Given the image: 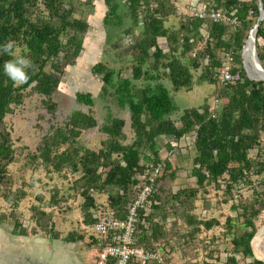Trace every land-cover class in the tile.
Masks as SVG:
<instances>
[{
  "label": "trees",
  "instance_id": "trees-1",
  "mask_svg": "<svg viewBox=\"0 0 264 264\" xmlns=\"http://www.w3.org/2000/svg\"><path fill=\"white\" fill-rule=\"evenodd\" d=\"M200 1L226 14L234 11L237 23L232 26L208 20V39L203 49L193 55L201 39L202 20L180 15L178 26L166 25L168 18L176 14L174 5L167 0H103L107 9L103 16L106 28H121L125 17L130 19V25L123 28V32L132 38V43L124 47L121 55L130 58L132 76L119 78L120 70L103 62L93 64L91 69L101 78V93L111 95L119 110L128 111L132 138L125 143L126 120L122 116L107 114L98 126L90 111L74 110L62 122L47 125L41 144L31 156L33 162L38 161L47 171L70 167L80 173L74 188L79 189L83 198L84 220L95 207L94 194H104L113 215L124 217L139 183L137 176L144 173V163L149 160L147 153L153 155L155 161L159 159L157 139L160 136L178 141L192 131L195 133L191 175L198 188L219 187L222 181L226 193L230 194L237 184L249 178L254 168V176L264 171V83L249 79L241 67L243 45L258 16V5L255 0ZM262 2L264 6V0ZM91 3L92 0H0V44L14 42V54L27 56L33 65L28 70V82L17 86L3 72L4 63L12 59V55L0 54V189L7 167L16 155L5 118L28 95L38 96L46 112L54 116L57 103L53 96L66 66L74 64L80 55L89 29L85 17L75 16L77 7L83 15L81 5ZM121 6L126 8L127 14L121 12ZM135 28H139L138 34H134ZM160 39H164L163 44L159 43ZM258 39H264V18L256 32L257 54L264 68V47L258 44ZM222 52L231 53L240 65L233 70L238 73V79L232 85L220 86L217 81ZM165 79L170 80L173 91L190 90L205 81L216 84L218 102L225 100L213 112L208 103L183 109L177 115L179 124H176L173 119L176 107ZM75 99L88 107L94 104L90 93L77 92ZM96 126L106 135L102 146L97 150L77 147L81 133ZM252 149L256 151L254 159L249 156ZM175 175L173 164L165 161L153 195L155 212L148 219L153 220L155 213L161 211L159 216L166 219L167 212L163 208L168 202L161 201L160 192L164 191L160 183L174 179ZM195 189H181L172 198L183 203V198L196 195ZM25 196L24 187L1 194L14 209ZM231 207L236 210V216H226L222 234L230 236L233 254L222 261L216 257L215 263L202 264H264L253 258L251 245L257 231L256 221L264 210V189H256L247 200ZM33 211L34 219L50 218L37 208ZM187 222L195 224L193 232H199L200 225L208 230L219 224L215 219L197 222L189 215ZM49 225L50 220L45 226ZM162 228L158 221L153 222L151 234L141 236L138 243L147 248L156 247L152 241Z\"/></svg>",
  "mask_w": 264,
  "mask_h": 264
},
{
  "label": "rangeland",
  "instance_id": "rangeland-1",
  "mask_svg": "<svg viewBox=\"0 0 264 264\" xmlns=\"http://www.w3.org/2000/svg\"><path fill=\"white\" fill-rule=\"evenodd\" d=\"M95 1L98 0H92L91 4L81 5L83 15L80 13L81 8L77 7L75 16L85 17L89 29L84 36L83 49L80 55L76 58L74 64L66 66L58 90L53 96L54 101L57 103L54 116H50L46 112L38 96L28 95L23 103L14 107L13 112L5 118L4 124H6L7 130L10 131L16 155L14 161L7 167V174L0 189V222H2L3 227H6V222L14 221L23 222L24 228L28 231L45 228V224L47 225L49 220L52 221L54 212L53 209H48L49 206L43 204V201L40 202V196L47 198L52 190H59L64 193L68 190H76L74 182L79 177V172L72 171L70 167H66L61 171H47L45 167L38 164V161L35 163L31 159V156L36 152V147L41 144L43 133L48 130L47 125L53 122H62L74 110L90 111L97 119L98 126L102 124L107 114L118 115L126 120L123 128L126 136L125 143L130 142L132 138L128 111L119 110L111 95L101 93V78L95 75L91 69L93 64L103 62L116 70H120L119 78H131V60L129 57L121 55L124 47L128 43H132V38L123 32V28L130 25V19L126 16L125 25L121 28H106L103 25V16L107 13L106 5L103 2V5L99 7V5H95ZM99 1L102 2L103 0ZM121 12L127 14L124 6H121ZM179 16L176 13L174 16L169 17L166 25L178 26ZM138 31L139 28H135L133 32L138 34ZM258 44L264 47V39H258ZM120 55L122 58L119 57ZM248 64L252 68H256L254 58L250 55ZM244 73L248 76L246 70ZM253 80L256 79L253 78ZM164 82L176 107L173 114L176 124H179L177 115L183 109L199 108L204 103L210 105L217 97L218 87L216 84H210L207 81L195 85L190 90L181 88L177 91L172 90L170 80L165 79ZM77 92L90 93L94 99V104L91 107L79 104L75 99ZM224 100L222 98V101ZM222 101L219 100L218 104L220 105ZM98 126L83 131L77 139L76 146L88 148L89 150L99 149L102 146L101 142L106 140V135L99 131ZM193 134L192 131L178 141L164 136L157 139L159 158H164L170 153V160L165 159V161L173 164L176 170L174 179H165L160 183L164 191L160 192L161 201L168 202L165 203L163 208V211L167 212V217L165 220L161 219L159 213L162 211L156 212L157 215L154 217L164 228L158 233L157 239H153L152 242L156 244L155 246L166 250L168 264L215 263L216 257L219 258V261H222L226 256L233 254L230 236L222 234V224L226 216H236V210H233L232 204L247 200L254 194L256 189L258 191L264 189V171L258 176H254L253 173L256 168L252 170L253 173L249 174V178L237 184L230 194L226 193L222 181H220L219 187L212 185L198 188L195 178L191 175L194 156ZM262 142L264 149V137ZM167 145H170V147ZM249 156L254 159L256 151L254 149L250 150ZM22 187H24L26 196L14 209L3 200L1 194L11 193ZM184 188H196V195H190L189 198L185 199L182 197L183 203L175 201L172 195ZM98 196L106 199L104 194H98ZM57 199L61 211L65 212L68 206L67 198L63 195ZM34 208L47 213L50 218L34 219ZM175 212L179 215H175ZM188 215L197 222L215 219L219 224H214L208 230H204L203 226L200 225V231L193 232L192 227L195 224L187 222ZM50 225H52L51 222ZM263 225L264 210L256 221L257 231ZM254 238L251 241L253 258L264 261V240L259 242L260 244H254ZM236 257L238 256L236 255Z\"/></svg>",
  "mask_w": 264,
  "mask_h": 264
},
{
  "label": "built area",
  "instance_id": "built-area-1",
  "mask_svg": "<svg viewBox=\"0 0 264 264\" xmlns=\"http://www.w3.org/2000/svg\"><path fill=\"white\" fill-rule=\"evenodd\" d=\"M167 1L174 5L173 8L177 14L202 20L201 39L197 43L193 55L205 46L209 36L206 23L208 20L214 23H229L232 26L237 23L234 11L226 14L220 9L208 8L200 0ZM159 43L163 44L164 39H160ZM220 56L221 66L217 72L218 84L220 86L232 85L238 79V73L233 70L240 68V65L234 61L231 53L222 52ZM244 66H246V60L243 46L241 67L245 70ZM218 103L217 98L213 100L210 112L218 107ZM194 139L195 133L192 135V140L194 141ZM173 149L175 148L173 147ZM147 154L149 160L144 163V173L137 176L139 183L125 208L124 217H115L108 207L105 210H98L94 215L92 229L100 245L95 264H168L166 250L162 247L147 248L138 243L141 236L150 235L152 232L153 222L156 220L148 218L155 212L156 201L153 195L157 190L156 182L161 176L165 159L170 160V153L156 161L153 155Z\"/></svg>",
  "mask_w": 264,
  "mask_h": 264
},
{
  "label": "crops",
  "instance_id": "crops-1",
  "mask_svg": "<svg viewBox=\"0 0 264 264\" xmlns=\"http://www.w3.org/2000/svg\"><path fill=\"white\" fill-rule=\"evenodd\" d=\"M95 5L101 7L103 1H95ZM63 195L68 201L65 212L57 199ZM94 199L91 216L84 220L79 189L66 193L52 190L47 198H39L53 209L51 226L28 231L23 222H6V227L0 222V264H95L100 245L92 224L94 215L105 210L107 203L98 194Z\"/></svg>",
  "mask_w": 264,
  "mask_h": 264
},
{
  "label": "clouds",
  "instance_id": "clouds-1",
  "mask_svg": "<svg viewBox=\"0 0 264 264\" xmlns=\"http://www.w3.org/2000/svg\"><path fill=\"white\" fill-rule=\"evenodd\" d=\"M15 44L12 41L0 44V54L12 55V59L3 65L4 74L14 85L26 84L29 80L28 70L33 67L31 60L25 55L14 54Z\"/></svg>",
  "mask_w": 264,
  "mask_h": 264
},
{
  "label": "bare ground",
  "instance_id": "bare-ground-1",
  "mask_svg": "<svg viewBox=\"0 0 264 264\" xmlns=\"http://www.w3.org/2000/svg\"><path fill=\"white\" fill-rule=\"evenodd\" d=\"M253 57L254 58V63L256 64V68H252L249 64H248V57ZM244 57H245V60H246V66H247V73L250 77L256 79V80H259V79H262L263 76L262 74L259 72L258 70V67H257V63H256V60H255V57L253 55V51H252V35H249L247 37V40H246V44L244 46ZM264 79V78H263ZM264 240V225L261 226L256 235H255V238H254V244L255 243H259V242H262ZM260 244V243H259ZM256 246V245H255ZM258 247V246H257Z\"/></svg>",
  "mask_w": 264,
  "mask_h": 264
},
{
  "label": "water",
  "instance_id": "water-1",
  "mask_svg": "<svg viewBox=\"0 0 264 264\" xmlns=\"http://www.w3.org/2000/svg\"><path fill=\"white\" fill-rule=\"evenodd\" d=\"M255 2L257 3L258 5V16L255 20V22L253 23L252 27L250 28L249 30V33H248V36L249 35H252V51H253V55L255 57V60H256V63H257V67H258V70L259 72L262 74L263 78H264V68L258 58V54H257V49H256V32H257V28H258V25H260L261 21L263 20L264 18V6H263V2L262 0H255ZM247 36V37H248ZM247 40V38H246ZM246 40H245V43L243 46H245L246 44ZM246 72H247V68L246 66H244ZM249 79H252V77H250L249 75L247 76ZM259 79V81H262L264 83V79Z\"/></svg>",
  "mask_w": 264,
  "mask_h": 264
}]
</instances>
